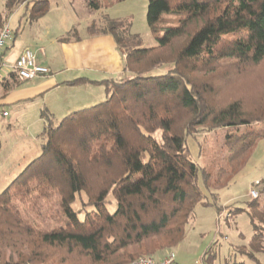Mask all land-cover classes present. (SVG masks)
I'll return each mask as SVG.
<instances>
[{"label":"trees","instance_id":"1","mask_svg":"<svg viewBox=\"0 0 264 264\" xmlns=\"http://www.w3.org/2000/svg\"><path fill=\"white\" fill-rule=\"evenodd\" d=\"M23 3H32L30 20L51 6L49 0H6V17ZM87 3L95 10L104 7L100 0ZM166 14L178 15L176 24L163 25ZM147 21L158 41L152 47L138 46L137 36L118 30L124 22L112 19L108 31L125 54V67L122 77L95 81L106 86L104 101L57 123L42 112L40 154L0 191V264H133L170 250L184 238L196 206L209 204L199 174L218 212L223 210L218 191L264 139V129H251L264 123V107L248 112L241 99L219 103L214 78L222 61L244 66L264 61V0H149ZM13 76L18 78L15 71ZM244 126L250 129L227 134V157L216 172L190 157L189 136ZM81 192L93 206L83 218L72 206ZM110 192L113 212L106 201ZM33 193L60 195V225L40 228L22 215L18 202ZM248 205L254 257L264 251V188Z\"/></svg>","mask_w":264,"mask_h":264},{"label":"rangeland","instance_id":"2","mask_svg":"<svg viewBox=\"0 0 264 264\" xmlns=\"http://www.w3.org/2000/svg\"><path fill=\"white\" fill-rule=\"evenodd\" d=\"M58 1L61 7L63 5L68 8L71 7L70 1H73L78 13L84 15L85 7L80 3H87V0ZM100 1L103 2L104 7L97 11L88 23L96 30H109L112 19L123 21L124 26L118 30L125 28L132 35L137 36L138 46L152 47L158 44L147 21L149 0H126L113 5L109 0ZM178 18V15L166 14L162 24H176ZM86 29L87 25H79L81 32L86 33ZM9 42L10 40L7 44ZM233 63L222 61L219 72L215 74L214 83L218 89L219 103L226 104L232 99H241L248 112L254 111L257 107H264V61L257 66ZM159 72H163V69L157 71ZM247 129L250 128L244 126L240 129L222 127L212 131L200 130L187 138L189 155L200 167L216 172L217 168L225 163L227 157L225 146L227 134L242 133ZM251 129H264V123L256 124ZM26 131L19 125L1 130L3 144L0 146V191L4 190L35 158L29 161L25 159V154L29 150H34L37 146L41 152V143L37 144L36 137L27 139L23 144L22 137L27 133ZM154 135L161 140V131L155 132ZM198 185L205 195L204 202L209 204L199 203L196 206L194 217L186 225L184 238L175 247L153 254L151 257L160 261L173 251L176 256L171 264H208L206 258L209 256L207 252L210 251L209 253L215 257L212 264H264V251L255 252L254 257L249 254L252 251L249 243L254 231L248 213L250 209L248 204L253 198L251 189L263 191L264 188V139L257 142L251 158L230 184L218 191L216 202L224 207L221 213L213 204L214 198L201 174L198 177ZM106 201L108 209L113 212L116 208V199L112 192L107 196ZM72 206L81 218L85 216L86 211L93 209L86 192L77 194ZM235 208L241 210H234ZM18 209L25 218L35 222L40 228L56 227L63 220L58 193L45 198L33 193L26 202H18ZM137 249V246L130 247L131 251ZM58 259L59 257L55 256L52 260L58 261Z\"/></svg>","mask_w":264,"mask_h":264},{"label":"crops","instance_id":"3","mask_svg":"<svg viewBox=\"0 0 264 264\" xmlns=\"http://www.w3.org/2000/svg\"><path fill=\"white\" fill-rule=\"evenodd\" d=\"M49 1V11L30 20L32 3L19 5L6 17V0H0V28L7 22L13 31L0 58V133L19 125L27 130L23 144L35 137L40 143L39 134L46 126L44 110L57 123L73 111L106 99L105 84L95 81L124 75L125 54L115 37L108 30H96L88 24L102 8L95 10L88 3H80L85 7L81 16L73 1L70 8L61 7L58 0ZM82 24L87 25L86 33L79 30ZM26 48L35 52L40 64L50 67L49 74L25 81L14 78L13 67ZM83 77L84 83H70ZM39 153L36 146L25 154V159L29 161Z\"/></svg>","mask_w":264,"mask_h":264},{"label":"built area","instance_id":"4","mask_svg":"<svg viewBox=\"0 0 264 264\" xmlns=\"http://www.w3.org/2000/svg\"><path fill=\"white\" fill-rule=\"evenodd\" d=\"M12 38H13L12 29L10 28L7 22H4L0 28V58L7 45V41L11 40ZM0 67H1V62H0ZM13 68L14 71L17 73L18 78L22 81L31 80L40 76H45L51 72L50 67L40 64L37 61V56L35 52L30 48H26L22 52V54L18 58ZM7 114L8 112L5 111L4 115ZM258 182L259 181H257V183ZM250 193L252 197L256 198L259 196V191L254 188L251 189ZM175 256H176L175 252L173 251L170 252L165 259H161L160 261H157L154 257L145 256L139 258L133 264H171L172 261H174Z\"/></svg>","mask_w":264,"mask_h":264}]
</instances>
